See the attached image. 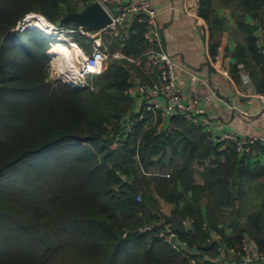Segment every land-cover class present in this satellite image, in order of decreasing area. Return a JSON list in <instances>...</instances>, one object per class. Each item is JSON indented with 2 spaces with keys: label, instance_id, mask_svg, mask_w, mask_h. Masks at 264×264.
Segmentation results:
<instances>
[{
  "label": "trees",
  "instance_id": "16d2710c",
  "mask_svg": "<svg viewBox=\"0 0 264 264\" xmlns=\"http://www.w3.org/2000/svg\"><path fill=\"white\" fill-rule=\"evenodd\" d=\"M233 1L252 17L264 11V0ZM72 13L69 0H0V264H242L221 250L241 252L244 237L264 254V166L256 160L264 145L241 153L233 142L209 143L180 115L159 133L138 123L123 137L130 92L136 82L153 85L156 71L109 61L85 87H72L49 77L53 43L16 30L29 14L61 26ZM142 33L136 25L126 56L142 53ZM247 46L256 57L254 38ZM115 136L122 140L112 150ZM153 194L191 220L177 234L184 253L139 231L162 220ZM212 231L219 242L208 243Z\"/></svg>",
  "mask_w": 264,
  "mask_h": 264
},
{
  "label": "built area",
  "instance_id": "2783aa9c",
  "mask_svg": "<svg viewBox=\"0 0 264 264\" xmlns=\"http://www.w3.org/2000/svg\"><path fill=\"white\" fill-rule=\"evenodd\" d=\"M74 5L78 14L89 7L98 6L107 15L109 22L95 30L77 26L75 29L68 31L69 34H78L85 38V44L89 48V52L74 39L64 40L66 44L64 42L62 44L66 50L62 53V70H59L60 74L57 75L60 78L55 81L82 88L87 85L89 78L101 74L106 69L109 61H127L134 65L146 63L156 71L155 83L152 85L146 81H141L134 84L130 92L134 101V112L122 123L123 137L131 134L138 123H141L145 129L155 127L157 133L164 131L169 128V119L175 115L182 116L193 127H203L199 121L200 116L204 113L201 103L204 101L211 102L212 100L222 102V100L211 88L207 79L190 72H187L190 97L186 101L183 100L177 84L178 65L164 50L158 13L148 1L75 0ZM114 8H118V12H115ZM43 19L47 22L40 15L29 14L18 23L16 30H36L49 39L52 35H46V29L54 34L63 29L60 25L57 26L49 22L45 24ZM136 25L143 28V51L136 58H133L126 56L122 50L135 34ZM253 38L257 51L261 52L262 43H264V30L257 26ZM113 44L117 48L110 50ZM198 86L206 88L209 92L208 95L200 96L195 90ZM240 91L243 93V90ZM255 98L264 104V94H257ZM121 140L120 136L112 137V150L119 146ZM207 141L215 144L214 139L208 138ZM224 141L235 143L238 151L242 153L248 152V149L244 150L245 147L264 142V138L258 139L251 136L246 143L241 144L231 136L226 135L224 138L219 139L216 144H222ZM122 181L123 183H129L125 178H122ZM136 200L140 202L141 197L137 196ZM162 220L139 231L150 233L154 237L162 239L177 252L184 253L183 251L187 249L186 243L180 242L177 233L173 231L172 225ZM190 224L191 220L184 223V227L189 228ZM204 228H206L205 225ZM220 240L221 236L218 233L210 232L208 243L219 242ZM221 252H228L229 256H240L242 264H264V254L259 251L257 244L247 237L242 240V253H236L232 248H223ZM190 264H196V262L191 260ZM229 264L236 263L230 262Z\"/></svg>",
  "mask_w": 264,
  "mask_h": 264
},
{
  "label": "crops",
  "instance_id": "0c3cea01",
  "mask_svg": "<svg viewBox=\"0 0 264 264\" xmlns=\"http://www.w3.org/2000/svg\"><path fill=\"white\" fill-rule=\"evenodd\" d=\"M69 1L74 4L75 0ZM143 1H148L158 13L164 50L179 68L177 84L183 100L190 97L187 72L207 79L222 100L201 103L204 113L199 118L203 126L200 130L207 140L214 139L216 144L229 135L244 144L251 136L264 138V104L255 98L257 94H264V43L261 52L255 47L256 57L249 53L247 46L248 40L253 38L255 26L264 30V11L252 17L238 8L233 0H209V20H206L201 10L203 0ZM118 10L114 8L115 12ZM73 26L77 27L76 24ZM116 48L113 44L110 50ZM195 90L200 96L209 93L201 86ZM259 143L264 145V142ZM224 149L222 146L220 151ZM256 158L264 166V152L257 153ZM197 169L203 172V166H197ZM196 180L197 184L202 183L199 175ZM260 182L264 183V177ZM164 204L167 213H163V219L176 218L172 215L173 205L165 201ZM187 230L185 228V232Z\"/></svg>",
  "mask_w": 264,
  "mask_h": 264
},
{
  "label": "water",
  "instance_id": "95a60500",
  "mask_svg": "<svg viewBox=\"0 0 264 264\" xmlns=\"http://www.w3.org/2000/svg\"><path fill=\"white\" fill-rule=\"evenodd\" d=\"M68 21H73L77 26H82L89 30L99 29L109 22L107 15L98 6L89 7L79 14H72L67 18V21L65 19L62 24ZM254 29L256 30L257 26H255ZM244 79L247 80L246 78ZM165 222L171 224L173 231L177 234L185 233L184 225L179 220H176V218H165Z\"/></svg>",
  "mask_w": 264,
  "mask_h": 264
},
{
  "label": "rangeland",
  "instance_id": "374dc122",
  "mask_svg": "<svg viewBox=\"0 0 264 264\" xmlns=\"http://www.w3.org/2000/svg\"><path fill=\"white\" fill-rule=\"evenodd\" d=\"M72 14H75V13H72ZM72 14H69V15H67V16H65V17H63L62 19H61V24H62V22L63 21H65V19H66V21H67V18L70 16V15H72ZM66 23H68V24H74L73 23V21H68V22H66ZM66 23H64V24H66ZM64 24H62L61 25V27L64 25ZM78 34H69L68 33V31H66L65 30V28H63V29H61V30H59L57 33H53L52 34V36L51 37H49V41L50 42H52L53 44H56V43H58V42H60L61 41V43L62 42H64V40H72V39H75V37L77 36ZM85 39V38H84ZM85 43H86V40H84V42H83V47H85L86 48V51L87 52H89V48L85 45ZM52 44V45H53ZM64 44H66V42H64ZM52 47V46H51ZM51 47H50V49H51ZM50 51V50H49ZM48 51V52H49ZM48 54V53H47ZM62 59H63V54H61V57H55V56H51L50 57V61H49V77L50 78H52L53 80H57V78H60V77H58L57 75L58 74H60V72H59V70H62ZM60 65H61V67H60ZM129 117V116H128ZM141 193H142V196L143 195H146V191H145V189H144V193L143 192H140L139 194L141 195ZM154 196H155V199L157 200V203H158V206H159V208H160V206L162 205V208H161V212H162V214L164 213V215L167 213V210H165V208L167 209V207L165 206V204H164V206H163V203H164V201H162L163 199H161V198H158L157 197V195H155V194H153ZM142 200H143V198H142ZM170 204V203H169ZM164 215H163V217H164ZM163 217H162V219H163ZM162 221H164V219L162 220ZM174 250V249H173ZM176 251V250H175Z\"/></svg>",
  "mask_w": 264,
  "mask_h": 264
},
{
  "label": "bare ground",
  "instance_id": "6f19581e",
  "mask_svg": "<svg viewBox=\"0 0 264 264\" xmlns=\"http://www.w3.org/2000/svg\"><path fill=\"white\" fill-rule=\"evenodd\" d=\"M43 22L46 24L47 22L43 19ZM34 26V25H32ZM46 35H49L51 36L53 33L49 32L48 29H46V32H45ZM51 49L50 51L48 52V56L51 57V56H57L58 58L61 57V54L66 50V48L64 47V45L60 42L56 43V44H53L51 45ZM61 67V65H60Z\"/></svg>",
  "mask_w": 264,
  "mask_h": 264
}]
</instances>
